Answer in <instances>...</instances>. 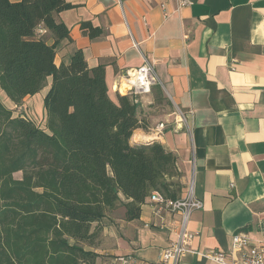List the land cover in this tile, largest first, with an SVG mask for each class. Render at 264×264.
Masks as SVG:
<instances>
[{
  "label": "crops",
  "instance_id": "0c3cea01",
  "mask_svg": "<svg viewBox=\"0 0 264 264\" xmlns=\"http://www.w3.org/2000/svg\"><path fill=\"white\" fill-rule=\"evenodd\" d=\"M65 1L71 7L55 17L69 37L57 45V65L81 49L90 68L104 67L117 101L127 71L145 59L154 64L160 81L138 98L146 127L136 129L131 141H158L176 155L180 196L192 187L203 203L188 220L193 248L229 251L240 232L253 242L264 240V0H190L186 6L177 0ZM83 21L103 33L91 38ZM40 30L54 43L52 32ZM50 84L51 77L41 97ZM36 95L22 106L34 111ZM179 109L188 124L177 121ZM101 225L95 264H161L160 251L179 239L181 216L157 211L148 198L139 218L128 221L120 204ZM179 264L219 263L189 252Z\"/></svg>",
  "mask_w": 264,
  "mask_h": 264
},
{
  "label": "trees",
  "instance_id": "16d2710c",
  "mask_svg": "<svg viewBox=\"0 0 264 264\" xmlns=\"http://www.w3.org/2000/svg\"><path fill=\"white\" fill-rule=\"evenodd\" d=\"M70 7L0 0V90L22 106L51 77L43 126L0 98V264H95L109 212L122 204L132 221L152 192L178 198L183 189L173 152L158 141H131L146 127L139 96L114 101L104 67L90 68L81 49L56 64L69 29L55 14ZM81 29L91 38L103 33L87 21Z\"/></svg>",
  "mask_w": 264,
  "mask_h": 264
},
{
  "label": "built area",
  "instance_id": "2783aa9c",
  "mask_svg": "<svg viewBox=\"0 0 264 264\" xmlns=\"http://www.w3.org/2000/svg\"><path fill=\"white\" fill-rule=\"evenodd\" d=\"M177 1L181 6L191 4L190 0ZM42 32V30L39 31V33ZM135 46L138 47V43H135ZM159 81L160 79L154 64L148 59H145L141 66L127 71L121 86L125 89L124 94L128 93L134 96H140L150 93L152 87ZM119 91L123 92L120 87ZM17 107L21 108L19 106H16V108ZM178 117L180 120L177 121L188 124L187 115L183 110H178ZM157 128L163 130L165 124L160 123ZM149 200L157 211L166 210L180 214L181 216L179 239L160 251L161 264H179L181 258L189 252H195L219 264H264V240L253 242L250 237L243 232L233 235L232 246L229 251L218 249L199 251L193 248L192 239L194 234L188 229V220L194 210L202 208L203 203L201 200L194 197L192 187L185 196H180L178 198L166 197L160 191H154L149 196ZM259 227L261 230H264V219L261 221ZM121 260L123 262L127 261L125 258H121Z\"/></svg>",
  "mask_w": 264,
  "mask_h": 264
},
{
  "label": "rangeland",
  "instance_id": "374dc122",
  "mask_svg": "<svg viewBox=\"0 0 264 264\" xmlns=\"http://www.w3.org/2000/svg\"><path fill=\"white\" fill-rule=\"evenodd\" d=\"M49 90V89H48ZM48 90H45L43 92L47 93L46 91ZM44 93V95H46ZM41 92L38 93V95H36L33 99V103H34V111L30 110L29 107H25V106H19L21 108H16V105H14L13 103H11L8 99H7V96L6 94L0 90V98L1 100L7 105L9 106L10 108H13L16 110V113H14L15 115H17V113L19 112H23L25 113L26 115L28 116H35V119L36 121L38 122V124L42 125V123L44 124L45 123V120H43V115H44V112H45V109H44V97H41ZM33 113H35L34 115H32ZM14 176L18 179H20L22 177V172H17L14 174Z\"/></svg>",
  "mask_w": 264,
  "mask_h": 264
}]
</instances>
